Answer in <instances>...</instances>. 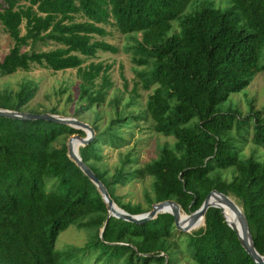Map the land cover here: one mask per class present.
<instances>
[{
	"label": "trees",
	"instance_id": "1",
	"mask_svg": "<svg viewBox=\"0 0 264 264\" xmlns=\"http://www.w3.org/2000/svg\"><path fill=\"white\" fill-rule=\"evenodd\" d=\"M219 2L225 6L213 0H0V25L12 41L0 62V78L33 65L53 73L75 70L73 117H92L94 132L78 155L118 208L139 215L173 201L190 214L215 190L239 207L262 256L264 160L246 157L242 148L250 136L264 150V109L254 110L247 102L243 114L231 96L264 71V0ZM105 26L126 36L131 43L123 50L142 68L125 100L106 98L113 86L110 65L83 66L97 52H119L95 39L109 36ZM45 41L60 48L33 50ZM139 87L152 89L143 106ZM36 91V84L25 79L15 92L6 87L0 90V109L22 112ZM101 107L109 110L102 127ZM43 113L59 114L56 108L31 114ZM141 122L170 141L157 144L154 158L143 164L138 165L134 148L119 154L110 171L101 146L119 150L129 143L125 133L140 129ZM73 135L85 133L0 117V264H83L75 248L55 249L69 227L87 234L81 251L94 256L96 264H256L216 208L206 211L202 227L181 233L184 241L175 236L167 213L138 225L111 217L104 227L107 211L96 187L67 157L66 144L56 146L61 137ZM145 181L150 182L149 191L142 190L146 209L124 204L116 195L119 188Z\"/></svg>",
	"mask_w": 264,
	"mask_h": 264
},
{
	"label": "rangeland",
	"instance_id": "2",
	"mask_svg": "<svg viewBox=\"0 0 264 264\" xmlns=\"http://www.w3.org/2000/svg\"><path fill=\"white\" fill-rule=\"evenodd\" d=\"M213 1L214 4L219 7L225 6L224 3L219 2L221 0ZM77 20H79V17H77ZM105 28L106 31L109 32V36L105 38H99L95 36V39L105 41L106 43L117 47L119 52L117 54L97 52L94 58L86 59L83 66L89 64L90 62H102L105 65H110L111 69L109 70V77L113 86L112 89L107 92L106 98L109 100L114 95H118L125 100L130 94L133 82L138 81L136 71H139L142 68H136V66L131 61V53L124 52L123 49L126 45H128L127 43H131L126 39V36L119 34L115 28L109 26H105ZM20 31L21 35H23V26H21ZM138 38L140 39V36H138ZM11 46V39L3 31V28L0 25V62L8 53ZM56 48H60V46L52 44L48 41L37 43L33 46V50L35 52L49 51ZM27 49L28 48H25L24 50ZM260 63L261 65L264 64V50L262 51ZM121 72L123 74V78L127 82L126 89L123 86ZM23 79L32 80L37 86V91L34 98L28 103L22 112L34 113L37 111L41 112L42 110L56 108L59 116L74 118V102L78 92V80L75 70H66L64 72L53 73L50 70L33 65L26 72L17 71L11 76L0 78V90L7 87L12 92H15L18 89V84ZM62 90L64 92H61ZM151 93L152 89L149 91H144L140 87L138 88L137 94L139 95L138 102L140 105H144L147 96ZM247 102L251 103L254 110L261 111L264 109V71L253 78L249 87L244 92L231 96L232 105L236 106L243 114L247 112ZM228 104L229 102H227L225 106ZM99 111L103 117L99 123V125L102 127L109 118V110L107 107H101ZM81 119V122L88 125L92 121V117L89 118L86 115L82 116ZM147 127H149L148 123L141 122L140 129L137 130L136 128H133L125 133V138L129 140V143L124 145L119 150H114L108 145L101 146V156L103 158L102 162L110 171H112V169L118 164L120 158L119 154L123 155L128 150L134 148L132 151L134 157H136L138 165L143 164L154 158L155 147L157 144H163L165 141H170L169 139H165L162 136L155 134L150 129H147ZM68 140L69 138L66 140L64 137H61L56 146H60L61 142L66 144ZM242 153L246 157L250 154H253L257 159L264 160V150L261 147H256L254 144H252L250 141V136L247 143L242 148ZM127 166L135 167L136 165L132 164ZM149 183V181H145L143 183H132L116 190V195L122 197V203L124 204H140L144 209H146L147 205L143 200L142 190L143 188H146L149 191ZM180 213L182 214V219H186L185 217L189 215L188 213H184L181 210ZM225 216L228 224L239 229L236 221L231 216ZM197 229H199V227H194L193 231ZM176 232L177 233L175 236H179V239L184 241V237L181 235V233L184 232ZM86 241L87 234L85 232L77 231L73 227H69L65 232L59 235L55 244V249L62 250L66 248H75L77 255L79 257L81 256V261L83 264H96L94 256L87 255L81 251ZM84 258H87V260L84 261Z\"/></svg>",
	"mask_w": 264,
	"mask_h": 264
},
{
	"label": "water",
	"instance_id": "3",
	"mask_svg": "<svg viewBox=\"0 0 264 264\" xmlns=\"http://www.w3.org/2000/svg\"><path fill=\"white\" fill-rule=\"evenodd\" d=\"M0 117L13 119V120H28V121L41 120L45 122L57 123V124L66 125L76 130H81L85 133V136L83 138L80 137L79 135H73L69 138V140L66 143L67 157L75 164L76 167L79 168V170L83 173V175L86 176L88 180L96 187L99 195L101 196L107 211V219L104 223V227L107 224L108 219L111 217L138 225L154 219L160 213H167L173 217L174 226L177 231L188 233L189 231L193 230V227L197 222H199L200 220L203 221L204 215L209 208L219 209L223 214L222 207L213 203L214 202L213 197H215V198H219L222 201V203L229 210H231V212L237 217L239 229L229 225L225 219V216L223 215L227 226L232 231L235 232L244 251L247 253V255L250 256V258L256 264H264V255L261 256L255 251L251 241V235L246 220L241 210L228 196L223 195L222 193H219L215 190L211 191L206 196L200 208L190 213L188 216H186L185 217L186 219L181 218L179 206L173 201H164L161 203L154 204L151 206L150 211L143 214L129 215L120 208H118L113 203V201L110 199L103 185L96 179V177L89 170V168L82 163L78 155V148L84 147L85 145L90 143L94 136V132L89 127L88 124L83 123L75 118H67L59 115H52L47 113L38 115V114L16 112V111L4 110V109H0ZM73 142L75 143L74 147L72 146ZM168 208L170 209V211H167ZM104 227L101 229L100 233L103 232Z\"/></svg>",
	"mask_w": 264,
	"mask_h": 264
},
{
	"label": "bare ground",
	"instance_id": "4",
	"mask_svg": "<svg viewBox=\"0 0 264 264\" xmlns=\"http://www.w3.org/2000/svg\"><path fill=\"white\" fill-rule=\"evenodd\" d=\"M74 145H75V143L73 142V144H72V146L74 147ZM214 198V204H217V205H219V206H221L222 207V211H223V213H224V216L225 215H229V216H231L235 221H236V223H237V225H238V228H239V224H238V221H237V217L231 212V210H229L223 203H222V201L219 199V198H215V197H213ZM167 211H170V209L168 208L167 209ZM225 219H226V216H225ZM202 224H203V221L202 220H200L199 222H197L196 224H195V226L194 227H200V226H202ZM230 225V224H229ZM193 227V228H194Z\"/></svg>",
	"mask_w": 264,
	"mask_h": 264
}]
</instances>
